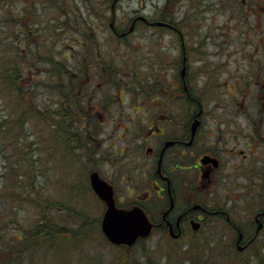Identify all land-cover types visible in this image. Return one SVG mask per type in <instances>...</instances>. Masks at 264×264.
<instances>
[{
    "label": "rangeland",
    "instance_id": "rangeland-1",
    "mask_svg": "<svg viewBox=\"0 0 264 264\" xmlns=\"http://www.w3.org/2000/svg\"><path fill=\"white\" fill-rule=\"evenodd\" d=\"M113 2L0 0V119L3 118L0 120V234L3 231L5 235L26 234L44 217L47 222L53 219L60 222L64 232L57 241L36 245L27 254L23 252V264H119L121 261L127 264L130 253L132 256L148 254L149 258L168 264H189L191 260L203 264L208 257L218 264L264 258V250L261 255H256L254 245L242 253L238 251L234 243L237 231L228 222L211 216L198 231L187 227L179 239L173 238L168 228L156 227L131 249L114 245L101 227L106 204L90 182L91 172L98 171L116 185L119 206L136 205L138 193L142 194L149 187L148 175L132 164L117 163L115 157L126 143L128 116L135 117V107L140 108L136 96L145 93L143 79L155 78L156 70L162 88L173 93L170 85L176 67L173 62L177 57L181 58L185 46L191 52L189 66L198 72L197 101L206 99L204 75L207 65L222 68L223 78H226L222 87L223 99L233 100L234 73L247 76L249 71L260 73V68L264 71V0H118L114 9L111 7ZM159 9L158 14L171 16L178 22V32L162 30V35L153 36L154 32L139 27L136 32L120 38L112 32L113 13L116 15L115 26L128 29V19L135 12L154 15ZM19 15H23L20 21L26 24V34H31L28 32L31 29L32 35L24 36L18 32ZM79 15L82 16L80 21L85 18L90 21V17H94L93 36L100 44V67L110 72L111 77L107 86L106 76L98 74L93 85L96 91L89 94L88 100L100 106L99 98L113 96L108 105L110 111L82 120L78 104L72 99L66 101L62 94V91H70L69 88L63 84V90H60L51 84L56 79L51 75L53 64L48 61L51 51L53 57L62 56L65 49L61 47L75 52ZM86 38L84 35L83 39ZM84 51L82 48L80 53ZM21 53L26 70L18 79L19 92L11 78L3 76L13 72V63L20 59ZM80 53L68 56L70 66H76L83 58L87 63L85 57L88 54ZM73 70L77 73V69ZM87 70L89 68L85 73ZM92 72L90 70V74ZM83 82L85 77L80 80ZM238 94L241 95L239 91ZM119 95L124 96L123 103ZM62 101L63 111L68 116L76 115L73 121L69 119L74 136L64 133L57 125L63 118L66 123L65 115L62 117L58 113ZM257 103L252 102V107ZM183 104L187 105V102ZM28 106L33 110L24 113ZM93 109L102 111L97 107ZM122 165L126 169L132 168L130 178L127 171L121 169ZM146 204L149 209L157 205L155 199ZM224 204L231 207L232 199L226 197ZM231 211L229 215L234 220L251 216L236 213L235 209ZM244 229L248 234L252 233L251 228ZM263 244L264 240L259 243ZM11 247L3 242L5 250Z\"/></svg>",
    "mask_w": 264,
    "mask_h": 264
},
{
    "label": "flooded vegetation",
    "instance_id": "flooded-vegetation-1",
    "mask_svg": "<svg viewBox=\"0 0 264 264\" xmlns=\"http://www.w3.org/2000/svg\"><path fill=\"white\" fill-rule=\"evenodd\" d=\"M159 11L154 15L135 12L128 19V29L115 26V22L110 23L112 32L119 38L129 36L139 27L154 32L153 36L162 35V30L178 32V22L171 16L158 14ZM21 17L23 15L17 19L20 27L18 32L24 36L32 35L31 29L28 31L31 34H26V24L21 23ZM91 17L92 21L88 25L79 20V44L77 48L70 47L76 48V53H80L83 48L88 54L86 62H92V68L86 73L84 58L76 63L77 72L85 77L84 86L76 97L81 120L107 113L110 111L108 105L113 101L111 94L98 99L100 106L88 100L89 94L96 91L93 85L98 74L106 76L104 82L107 86L111 78L110 72L100 67V47L95 45L98 41L95 39L96 42L92 40L90 45H85L88 41L83 39L87 31L91 35L95 34L96 25L94 17ZM114 18L116 20V15ZM132 26L133 29L129 31ZM61 49L69 50L65 47ZM190 53L183 46L181 58L177 57L173 62L176 64L174 78L170 80L173 93L169 94L162 88L156 70L153 74L155 78L149 76V79H143L145 93L136 96L140 108L135 107V117L128 116L129 125L125 127L124 136L126 143L116 152L115 161L132 164L148 175L149 187L144 189V194L138 193V200L134 204L142 206L154 223V228H168L170 235L172 230L179 235L171 236L179 239L184 236L187 227L192 228L193 222H198V229H201L207 217L211 216L228 222L236 229H252L248 236L244 233L242 237L237 235L235 238L238 251L244 252L258 239L256 229L259 224H262L261 231L264 230V71L261 68L260 73L258 70L254 73L249 71L247 76L234 73V99L224 100L222 87L226 78H223L222 68L207 65L204 104L201 98L197 101L198 72L189 66ZM61 55V59L68 58L64 53ZM90 70H93L91 74ZM158 84L160 87H157ZM118 97L122 103L125 101L123 95ZM180 99L183 101L180 102ZM254 101L258 103L252 107ZM168 102L170 105H167ZM95 107L102 111L94 110ZM196 120L199 124L194 127ZM121 169L127 171L130 178L132 168L126 169L122 165ZM110 183L117 197L116 185ZM226 197L232 199L231 207L225 206ZM154 199L157 205L149 209L146 203ZM172 200L174 207L164 217ZM231 209L251 216L243 220L231 219Z\"/></svg>",
    "mask_w": 264,
    "mask_h": 264
},
{
    "label": "trees",
    "instance_id": "trees-1",
    "mask_svg": "<svg viewBox=\"0 0 264 264\" xmlns=\"http://www.w3.org/2000/svg\"><path fill=\"white\" fill-rule=\"evenodd\" d=\"M68 16H71V14H68ZM69 19L72 20L73 18H69ZM79 20H80V15L77 16V22H79ZM91 21H92V17H90V21L87 18H85L84 19V25H88L89 23H91ZM94 22H95V19H94ZM76 28L78 30V27H76ZM77 30L75 31V39H74L75 45L74 46L79 44L78 43L79 38L77 35ZM85 35L87 36V38L84 39V41H88L85 45H90L92 43V40H94L96 42L97 39L95 36L90 35V33H86ZM97 45L98 46L100 45L99 42ZM49 53L50 54H48L49 55L48 58H49L50 62L53 64L51 75L54 79H56V81L53 80V82L51 84H53V87H54V85L59 87L60 90H63L62 85L65 84V86L68 87L70 90V91L66 90L67 92H64V93L62 91V94H65L64 97H66V99H67L66 101L70 102L71 101L70 99H72V100H74L75 104H77V100L75 98L77 97V94L80 92V90L84 86V82L80 83V80H81V78L83 79V76L78 72L74 73L73 69L74 68L76 69V66L72 67L69 65V62H68L69 57L66 59H64V58L61 59L60 56H59V58L53 57L52 51ZM62 53L66 54L67 56H70V54H74V51L66 50V52H62ZM27 62H28V64L30 63L29 60H27ZM25 63L26 62H24L23 56L21 53L20 59L18 61H16V63H13L14 67H15L13 72L10 73L9 69H7L9 72H7L5 74V76H3L4 78H11L12 84L19 89V92H20L21 87L17 86L18 79L22 78L23 71L26 70V64ZM91 64H92L91 61H88L87 63H85L84 64L85 69H87V68L91 69L92 68ZM77 86H78V90H77ZM74 89H76L75 93L73 92ZM26 92L27 91H25V93ZM28 93H29V91H28ZM73 94H74V98H73ZM63 102L64 101H62L60 108L58 107V110H59L58 113L62 117H63V115H65L64 117L66 118V123L64 122V118H63L61 122H57V125H59L60 129H62L64 133L67 132L70 136L71 135L74 136L75 133L70 131V128H72V125L69 124L70 123L69 119L73 121V117H75L76 115L75 116L74 115L68 116L66 114V112L63 111ZM31 110H33V108L31 106H28L27 111L24 113H27V112L30 113ZM35 112L39 113V111H35ZM2 119L3 118H1L0 120L2 121ZM4 126H5V124H4ZM45 219H46V217H44V219L41 222H39L38 224L33 226L31 231H27L28 233H26V234L20 233L19 235H17L16 233H12L9 235H5L4 231H3L4 228H2L3 230L2 229L1 230L3 232H2V234H0V258H1L0 264H23V261L21 260L22 255L24 253L27 254L29 252V250L32 249V247L36 248V245L45 244L46 242H48L50 240H52L53 243L55 241H57V238L60 236V234H62L64 232L62 227L59 226L60 222L55 220V219L47 222ZM3 242L6 244V246L12 245V247L9 250L8 249L5 250L3 248ZM259 243L254 245V248L256 249V251H255L256 255H261L262 254L261 251L264 250V244L261 246V245H259ZM232 246H233V244H232ZM131 248L132 247H126V249H131ZM230 250H232L231 247H230ZM149 257L150 256H148V254L144 255V254L140 253L138 255L132 256L130 253V256H128L126 261H127V264H168L167 262H161V261L157 262V261H155ZM123 262L124 261H121V262H119V264H122ZM200 263H201V261H192V260L189 262V264H200ZM203 264H218V263L217 262L213 263L211 261V259L208 257L207 261H204ZM231 264H234V263H231ZM238 264H264V258L263 257L257 258V261H254L251 259L250 260L246 259V260L239 262Z\"/></svg>",
    "mask_w": 264,
    "mask_h": 264
},
{
    "label": "water",
    "instance_id": "water-1",
    "mask_svg": "<svg viewBox=\"0 0 264 264\" xmlns=\"http://www.w3.org/2000/svg\"><path fill=\"white\" fill-rule=\"evenodd\" d=\"M132 29L133 26L129 31ZM198 124L199 121L196 120L193 125L196 127ZM90 180L93 190L106 204L101 227L110 242L117 245L132 246L140 237L150 235L153 229V223L141 206L135 205L130 208L118 206L113 185L104 179L98 171L91 172ZM173 207L174 201L172 200L170 208L164 213V217H166L167 213ZM192 226L194 229H198L200 224L193 222ZM261 226L262 224H260L258 229ZM171 234L174 237L179 235L174 234L172 230Z\"/></svg>",
    "mask_w": 264,
    "mask_h": 264
},
{
    "label": "bare ground",
    "instance_id": "bare-ground-1",
    "mask_svg": "<svg viewBox=\"0 0 264 264\" xmlns=\"http://www.w3.org/2000/svg\"><path fill=\"white\" fill-rule=\"evenodd\" d=\"M115 12V11H114ZM114 16H115V13H113V16H111V24H113L114 22H115V18H114ZM230 227H232V228H234L232 225H229ZM259 226H260V224H259ZM262 227V226H261ZM234 230L235 231H237V233H238V235L240 236V237H242V234H246L247 236L249 235L245 230H247V229H236V228H234ZM262 229L260 228V229H256V237L259 235V237H258V239L256 240V241H254L253 243H251V245L250 246H252V245H255V244H258V242L259 241H262V240H264V238H262L261 239V234H262V232L263 231H261ZM251 234V233H250Z\"/></svg>",
    "mask_w": 264,
    "mask_h": 264
}]
</instances>
